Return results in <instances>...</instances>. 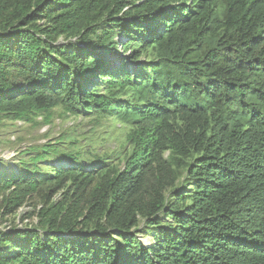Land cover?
Instances as JSON below:
<instances>
[{"label":"trees","instance_id":"obj_1","mask_svg":"<svg viewBox=\"0 0 264 264\" xmlns=\"http://www.w3.org/2000/svg\"><path fill=\"white\" fill-rule=\"evenodd\" d=\"M56 109L120 145L0 170V264H264V0H0V128Z\"/></svg>","mask_w":264,"mask_h":264},{"label":"rangeland","instance_id":"obj_2","mask_svg":"<svg viewBox=\"0 0 264 264\" xmlns=\"http://www.w3.org/2000/svg\"><path fill=\"white\" fill-rule=\"evenodd\" d=\"M110 59L115 61L114 58ZM61 112V109L54 111L52 123L49 125H34L24 121L6 122L4 127L0 128V170L5 173L19 172L22 166L20 162L35 156L36 151H32L33 148L49 142L56 143L67 134L80 141L77 147L84 151L86 158L83 165L87 167L95 164V162H91L93 156L91 154H103L119 147L121 134L117 135L112 131L114 125H110L107 129L109 124L102 122L98 125L91 121L95 117L90 118L89 115L63 119ZM94 127H97V130L94 131ZM50 164L69 166L70 162L65 158H57L51 160ZM37 205L38 201L34 200L33 206L22 208L18 211L17 216L6 217L5 222L0 217V229L8 228L11 224H16L19 227L37 224L38 219L34 210ZM30 214L34 216L22 223L23 216ZM149 240L150 238L146 239V244Z\"/></svg>","mask_w":264,"mask_h":264}]
</instances>
